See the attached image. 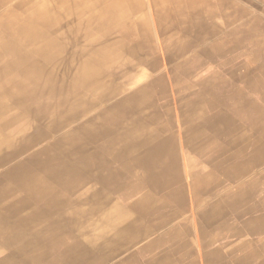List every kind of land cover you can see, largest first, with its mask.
<instances>
[{
  "label": "rangeland",
  "instance_id": "obj_1",
  "mask_svg": "<svg viewBox=\"0 0 264 264\" xmlns=\"http://www.w3.org/2000/svg\"><path fill=\"white\" fill-rule=\"evenodd\" d=\"M41 1L44 0L38 2ZM170 1L171 6L165 2L164 9L159 11L156 0H147L151 12L147 21L149 43L143 52L124 51L123 36L119 40L121 45L115 46L117 50L104 57L74 46L82 60L98 72L107 73L110 83L118 86L113 94L99 99L96 93L83 88L75 94L58 89L53 78L55 69L36 61L41 59L37 53L52 51L42 50L45 44L50 47L60 44L49 35L54 23L60 25V21L44 18V8L28 7V0H0V179L5 183L1 184V193L10 194L6 188L8 176L14 167L24 163L36 173L48 176L50 184L69 199L61 208L56 207L53 217L57 223H93L100 207L113 201L126 202L120 206L132 217L141 206L151 204L153 212L145 223H157L167 217L162 208L175 200L172 185L184 181L192 183L197 208L193 214L180 218L182 223L224 222L220 214L222 197L208 194L212 193L209 183L212 181L214 188L218 182V172L212 167L215 160L210 156L216 150L207 146L211 140L224 139L234 131L226 127L221 130V125L209 129L203 121L206 117L214 119L220 112H230L234 115H230L229 123L236 126L241 123L236 112L242 102L250 106L252 93L237 79L229 83L228 79L234 78L232 71L240 62L251 61L255 66L264 63V0H227L223 6L220 0H195L197 10L191 14L184 12L188 11L189 1L194 4L192 0ZM178 2L179 15L173 9ZM84 26L90 34L102 36L96 22L85 20ZM73 38L68 36L69 40ZM153 57L159 59L160 68L148 71L146 64ZM48 61L55 68H63L70 58L64 62ZM106 64L114 66L107 70ZM140 69L144 74L139 73ZM158 73L163 83L158 85L157 93L155 84L146 81ZM120 103L123 105L118 107ZM194 126L198 129L193 130ZM193 136L198 148L188 143L194 141ZM186 172L191 180H183ZM174 174L182 179H173ZM202 180L204 189L197 192L194 188ZM93 184L101 193L95 206L85 200L75 201L80 195L88 196ZM203 194L207 197L202 198ZM235 203L237 208L238 201ZM260 214L255 220L264 223V211ZM139 223L143 222L130 223L128 234L147 229ZM85 234L89 235L81 236ZM94 238L89 236L87 240L94 245ZM84 246L92 252L87 242ZM108 249L109 246L105 251ZM118 252L111 251L116 255ZM28 255L19 258L14 252L0 248V258L8 256V264H20Z\"/></svg>",
  "mask_w": 264,
  "mask_h": 264
},
{
  "label": "crops",
  "instance_id": "obj_2",
  "mask_svg": "<svg viewBox=\"0 0 264 264\" xmlns=\"http://www.w3.org/2000/svg\"><path fill=\"white\" fill-rule=\"evenodd\" d=\"M38 1L28 0V7L42 6L44 8L42 12L44 18L60 21V25L54 23L55 26L49 35L59 40L60 45L65 46L64 49L68 51L75 49L72 46L73 44L69 42L68 35L70 37L76 34L69 30L68 22L78 18L80 20L78 23L85 30L84 21L88 20L85 9L92 14L94 12L98 13L97 11L102 7L101 4L106 5L103 8L114 10L115 16H118L122 21L120 24L117 23L119 28L115 29L114 33L120 37L126 36L124 51L140 53L145 51L146 46H148L149 23L147 21L150 19L151 12L147 0H80L78 2L72 1V3H69V0ZM156 1L159 11L164 9L165 2L171 6L170 0ZM226 1L220 0V5H225ZM192 2L194 4L191 1L188 2V11L184 13H195L198 2L195 0H192ZM97 3L99 5H95ZM81 4H84V6ZM180 5L179 2L173 5V9H176L173 11L177 12L178 15L181 13ZM169 12L171 13V11ZM134 19L136 20L133 23ZM124 29L127 30L126 33H124ZM98 36L101 37L99 34H91V37L98 38ZM153 36L155 37V33ZM153 36L152 38H154ZM79 44L82 51L97 50L91 44V41L81 40ZM45 46L46 48L43 50L54 49L53 46L50 47L48 44H45ZM257 50L258 48H256ZM205 51L207 50L205 49ZM257 54H260V51ZM239 57L238 55L237 59ZM150 61L154 62L150 70L160 68L157 57L150 58ZM250 62L237 64V67L232 71L234 78L228 79V83L237 79L236 82L238 81L244 89L252 93L253 98L249 101L250 106L242 102L236 112L241 126L240 124L235 126L233 123H229L230 115H234V113H226L229 117L224 120L227 123L222 121L224 124H221V130L224 127L233 131L240 127L244 129L239 128L238 131H247L248 133L253 130L252 133L254 134L249 135L253 138L229 141L230 135H227L224 139L211 140L210 146H207L216 150L210 156L214 157L212 160H215V162H212L214 164L212 167L214 166L215 172H218V182L214 188H211L212 193L208 194L222 197L220 211L224 222L182 223L183 220H180V218L193 214L197 207L194 204L195 199L192 198V183L176 181L172 185L174 190L172 194L175 200H171L162 208L167 211V217L157 223H139L141 226L150 229V231L141 230L140 234L136 235L140 237L129 240L127 235L124 237L125 241L122 238V241L118 242L122 246H116L119 252L113 260L114 264H264V223H261L260 219L255 220L260 218V212L264 211V208L262 209V206L264 207V198L262 199L264 197V63L255 66L254 62ZM159 77L161 75L156 74L146 83H154L156 82L155 78ZM159 80L162 82L163 78ZM251 116H253L252 118L255 117V122H257L253 129L250 125ZM193 137L194 141L188 143H192L197 147V139L195 136ZM225 142L227 143L224 144ZM218 151H220L219 155L217 154ZM187 173L182 177L183 180H191V175ZM172 178L182 179L181 175L175 174ZM222 186L223 188H221ZM202 196V198H206L207 194ZM235 197H238L237 208H234L236 204L234 202ZM171 213L172 215H170Z\"/></svg>",
  "mask_w": 264,
  "mask_h": 264
},
{
  "label": "bare ground",
  "instance_id": "obj_3",
  "mask_svg": "<svg viewBox=\"0 0 264 264\" xmlns=\"http://www.w3.org/2000/svg\"><path fill=\"white\" fill-rule=\"evenodd\" d=\"M72 1L78 2L80 0H69V3L70 2L72 3ZM98 3H101V2H98ZM98 3L95 5H99ZM82 6H84V4ZM103 6H106V5H103ZM85 11H86V14H88V20L87 21L90 23L96 22V25L100 29L102 36L101 37L98 36V38L91 37V34L86 29L83 30L81 28L80 24L78 23V21H80V20H78V18H77V20L72 19L69 21V30L72 29L71 32L76 33V34H73V36H72L75 38H73L71 40L68 39L69 42L73 44L72 46H76V48L77 47L80 48L79 43L81 40L91 41V44L94 45V47L97 49L95 52L98 56L99 55L103 56L104 54L107 55V53H109L113 49L117 50L116 49L117 47H115V46L121 45L119 43V40H121V39H120V36L116 35L114 32H115V29L119 28L118 26L122 21L120 20V18H118V16H115V11L110 10L109 8H100L97 11L98 13L94 12L93 14L91 12H88L87 9H85ZM78 15L80 16V14H78ZM117 23H119V24L117 25ZM126 32H127V30L124 29V33H126ZM51 44L55 45V42L52 40ZM123 45L125 47V43H123ZM53 48L54 49H52L51 52H42V53L39 52V53H37L38 56H41V59H36V61L40 60L43 63H45L46 65H48L50 67L52 66L53 69H55L56 72H55L53 78L55 79V82L57 83L58 89H64L67 93L70 92V93L75 94V93L79 92V90H81V88H83V90H85L87 92L96 93V96L99 97V99H104V98L108 97L109 94H113L115 91L118 90V86L110 83L111 79L109 78L107 73L98 72V69H96L94 67L92 68V66H90L87 63V61L81 59L82 57H81L80 51L78 49L75 48L71 51H68L67 49H64V48H66L65 46H61L60 44L58 46L55 45ZM27 58H28V56H27ZM68 58H70V61L68 64H65L66 67H63V68L62 67L61 68L60 67L55 68V66L50 61H48V60L53 59V60H56L55 62H59V61L64 62V61H67ZM112 62H110V63H112ZM146 65L148 67V71H150L149 69L154 65V62L150 61V59H149V62H147ZM106 66H108V67H106V69L108 70L109 68H112L114 65L113 64H109V65L106 64ZM68 71H69V74H68ZM141 72L144 74L145 71L140 69L139 73H141ZM94 76H96V77H94ZM155 79H156V82H154V84H155L154 86H155L156 91L158 93L159 92L158 85L160 83H163V82H161V80L158 81L159 78H155ZM246 80H247V78H246ZM147 84H151V83H147ZM122 105L120 103L118 105V107H121ZM42 106L45 107L46 109L48 108L45 105H42ZM199 107H200V105L196 106V110ZM115 109H118V108L116 107ZM123 115H125V114H123ZM228 117H229V115H227L226 113L220 112V114L218 116L214 117V119H212V120L211 119L209 120V118L206 117L203 121V125L209 129L213 128L215 126L219 127L221 124H224V122H225L224 120ZM252 117L253 116H251V120H250L251 129H253V126H255V124L257 123V122H255V119H254L255 117L254 118H252ZM122 118H124V117H122ZM222 121H224V122H222ZM117 123H119V122H117ZM240 126H241V124H240ZM68 128H69V126H68ZM197 129H198V127L194 126L193 130H197ZM238 129H235L234 133L229 136V138H228L229 141H239L240 139L249 140V139L253 138V137L249 136V135L254 134V133H252L253 130L248 133L247 131H241L244 128L243 129L240 128L241 129L240 131H238ZM89 131H91V130H89ZM45 138H46V136H45ZM110 139H111V137H110ZM257 141H258V139H257ZM24 144H25V142H24ZM86 145H87V143H86ZM35 148H36V146H35ZM4 150H5V148H4ZM30 150H32V149H30ZM237 151H239V150H237ZM9 154H10V152H9ZM94 159H96V158H94ZM93 160H92V162H94ZM250 161L252 162L251 159H250ZM197 167H198V165H197ZM227 170H228V168H227ZM87 174H89V173H87ZM147 174H148V172H147ZM8 177L10 178L9 179L10 182H8L9 187H6V188L9 189L10 194L9 195L4 194L5 192L1 193V190H0V248H3L4 250L8 251V253L14 252V254H17V256L19 258L24 256V255H28L27 253L32 254V257L28 255L27 258H22V260L20 261V264H114L113 260L116 258V254L111 253V251L112 250L116 251L117 250L116 246H122L118 242L122 241V238L124 239V237H126L127 235H128L129 240L133 239L135 237H140V236H136V235L140 234L141 229L140 230H134L133 234H128L130 232V229H129L130 223H136L139 221L140 222L142 221L143 223H145V221H147V218L151 217V214L153 212L152 209L154 206L151 207V204H149V205L144 204V206H141L136 211V213H134L135 216L132 217L130 215L129 211L122 210V207L120 206V204L125 205L126 202L123 201L122 203H118V201H113L112 203L109 202L107 205H103L102 207H100V209L97 211V212L100 211V213H98V215L95 216L93 223H86L84 225H81L80 223H76V224L75 223H57V221L53 217V213H54L56 207L61 208L65 203L69 202V199L59 189L54 188V186L50 184V182L48 180L49 179L48 176H44V175L36 173V171L34 169H32V167L26 166L23 163L20 167L19 166L14 167L13 171L9 174ZM138 177H141V176H138ZM100 178H103V177L100 176ZM236 178H237V176H236ZM1 184L4 185L5 183H2V181L0 179V189L2 187ZM203 184H204V180L200 181L199 183H197L194 190H196L197 192H200V190L204 189V188H202ZM209 184H210V188H212V181ZM216 184H217V182H216ZM94 188H95V184H93L92 190L90 189L91 191H90L88 196L80 195L77 199H75V201L76 200L77 201L85 200L87 202H90L93 206H95L97 203V198H100L101 193H100V191L96 190V188L95 189ZM115 188H117V187H115ZM107 189H108V187H107ZM118 190L119 189H117V192H118ZM208 190H209V188L206 189L207 192H208ZM131 193H133V192H131ZM232 196H234V195H232ZM32 199H34V201H32ZM236 201H238V197H235L234 202H236ZM146 204H148V203H146ZM40 207H42L43 209ZM203 209H204V206H203ZM203 209L200 210V212H199L200 214L203 213ZM206 209H208V208H205V210ZM162 211H164V210H162ZM48 212L50 214H48ZM162 214H164V213H162ZM220 214H221V212H220ZM155 217H157V216H155ZM203 219H204V217H203ZM160 220H162V219H160ZM115 221H121V223H115ZM149 221H151V220H149ZM16 222H18V223H16ZM122 222H125V223H122ZM147 229H145V231H148V230L150 231V229H148V230ZM110 230H112V231H110ZM111 232H114L115 234L111 233ZM82 233L83 234L88 233L89 235L85 234V235L81 236ZM142 233H144V232H142ZM89 236L95 237L94 238L95 242L93 243L94 245H92V243H90L87 240V237H89ZM123 241H125V239ZM85 242H87L93 248L92 249L93 253L91 252V250H88L87 248H85V246H84ZM121 243H124V242H121ZM129 244H130V242H129ZM93 246H96V247H93ZM107 246H109V249L107 251H105ZM109 250H110V252H108ZM7 260H8V256L1 257L0 258V264H8V262L10 260H8V261ZM11 264H13V263H11Z\"/></svg>",
  "mask_w": 264,
  "mask_h": 264
}]
</instances>
